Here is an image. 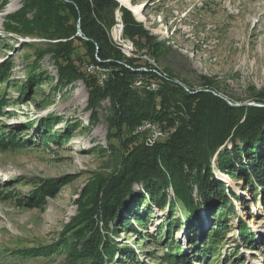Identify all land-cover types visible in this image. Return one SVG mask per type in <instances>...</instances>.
I'll list each match as a JSON object with an SVG mask.
<instances>
[{
  "label": "trees",
  "instance_id": "1",
  "mask_svg": "<svg viewBox=\"0 0 264 264\" xmlns=\"http://www.w3.org/2000/svg\"><path fill=\"white\" fill-rule=\"evenodd\" d=\"M118 10L121 22L117 20ZM9 18L12 21L6 24L8 31L38 39L25 45L38 49L45 45L40 48L37 59L47 52L52 53L58 66L57 88L78 80L84 82L89 92L92 121L98 123L104 102L110 103L106 107V120L110 130H115L110 134L121 135L120 165L116 164L106 171L107 175L98 176L88 184L77 201L80 213L65 225L62 238L50 245L22 249L24 254L49 256L63 250L73 263L147 264L132 246L116 241L117 229L123 226L125 231L134 229L142 239L158 245L164 238L160 247L165 252L149 255L154 260L160 259L162 264H195V261L215 264L223 260L221 240L228 231L226 217L235 214L234 201H241L215 171L246 180L251 190H257L264 208V89L255 97L262 106L231 105L210 78L203 77L202 87L196 89L176 78L169 69L162 70L153 64L151 67L140 59L127 57L110 33L119 23L123 24V37L133 43L136 51L149 52L156 61L165 57L169 46L157 40V36L117 0H23L22 8ZM11 64L8 58L0 62V82L8 79ZM89 64L94 72L85 66ZM143 65L148 69L139 70ZM139 77L145 82L157 83L158 89L137 87L135 81ZM30 78L35 80L33 76ZM7 102L0 91V116ZM59 121L61 117L52 113L39 119L38 129L46 131L44 135L43 132L37 135L40 139L43 137L41 145L50 140L58 145L64 142L68 134L57 137L58 131L51 134ZM145 121L168 128L171 133L148 145L144 140L146 133L135 132ZM71 128L69 125L68 130ZM6 142L29 146L32 139L22 141L16 139L14 130L2 131L0 145L7 147ZM246 156L248 164L242 161ZM43 180L29 194L20 197V205L46 206L47 196L53 195L60 183L53 182L52 178ZM134 184H141L143 192L135 195L139 198L132 206L128 202L134 197ZM13 192L1 190L0 197L8 199ZM142 201L148 208L140 211ZM152 205L159 209L167 207L170 213L167 221L159 224L157 236L133 226L138 223L146 227ZM202 206L210 221L215 222L208 233L194 222L200 221L202 215L198 209ZM125 208L131 219L122 216ZM176 210L182 212L181 216H176ZM113 224L116 227L111 228ZM238 224L241 243L246 248L256 249L255 237L247 223L240 219ZM176 229L185 230L190 248L175 239ZM235 252L238 253L239 248ZM239 256L244 257V253Z\"/></svg>",
  "mask_w": 264,
  "mask_h": 264
},
{
  "label": "rangeland",
  "instance_id": "2",
  "mask_svg": "<svg viewBox=\"0 0 264 264\" xmlns=\"http://www.w3.org/2000/svg\"><path fill=\"white\" fill-rule=\"evenodd\" d=\"M130 1L141 5L146 21L138 19L130 10L134 17L169 48L165 57L156 61L149 52L136 51L133 43L123 37V32L119 30L118 35L114 33L119 23L110 33L114 42L118 39L120 44L116 43L127 57L158 65L162 70L169 69L176 78L196 89L202 87L203 77L210 78L230 104L263 105L255 97L264 89V0ZM22 5L23 0H0V62L6 58L12 62L8 79L0 82V91L8 99V105L0 116V128L6 133L14 130L16 139H32L29 146H13L10 142H6L7 147L0 145V191H14L8 199L0 197V264H82L71 262L63 250L50 253L49 256H27L22 249L50 245L62 238L65 225L80 213L77 201L82 198L88 184L98 176L102 178L104 174L107 175L106 171L113 169L116 164L120 165L121 135L110 134L114 129L110 130L106 120L108 101L104 102V109L100 110L99 122L92 121V111L88 109L89 92L84 82L78 80L57 88L58 66L52 53L47 52L37 59L40 48L45 45L40 44L39 49L34 45H25L38 39L24 38L6 29V24L12 21L9 16L18 12ZM28 16L32 17L31 14ZM131 46L134 51L130 50ZM85 66L90 72L95 71L90 64ZM143 66L138 69H148L147 64ZM30 76L35 77V80L31 81ZM145 81L139 77L135 84L137 87L145 85L149 88L153 83ZM49 113L61 117L51 134L54 135V131H58L55 137L68 134L62 144L50 140L48 144L41 145L43 137H37L43 132L38 129L37 122ZM69 125L73 127L70 130ZM137 129L135 132L140 133ZM145 138L146 144H149ZM228 145L232 148L231 143ZM242 161L249 163L247 156ZM239 167L242 168L241 165ZM215 173L239 195L241 202L235 200V214L226 217L228 231L221 240L224 247L221 248L222 256L225 258L213 263L264 264V208L257 190H251L252 187L242 178L218 170ZM46 178L60 183L54 194L47 196L46 206L20 205V197L29 194ZM142 187L141 184H134V197L130 198L128 205L137 203L139 197L135 198V195L143 192ZM170 194H173L171 188ZM138 208L141 211L148 206L142 201ZM149 208L151 216L146 221V227L138 223H133V226L143 233L157 236L159 224L166 222L170 213L167 207L159 209L152 205ZM198 212L202 217L200 221H194L195 225L205 233L210 232L215 222L210 221L203 206ZM175 213L176 216L182 214L180 210ZM122 216L131 219L126 208ZM240 219L247 223L255 237L257 248L254 250L245 248L241 243ZM132 222L135 221L132 219ZM114 227L115 224L111 225V228ZM117 230L115 238L120 245L132 246L147 264H162L160 259L154 260L149 255H162L165 252L160 247L164 238L158 245L147 238L142 239L134 229L125 231L120 226ZM183 230L174 231L175 239L190 248ZM237 248L238 253L235 252ZM240 253H244V257H240ZM194 263L201 264L200 261Z\"/></svg>",
  "mask_w": 264,
  "mask_h": 264
},
{
  "label": "built area",
  "instance_id": "3",
  "mask_svg": "<svg viewBox=\"0 0 264 264\" xmlns=\"http://www.w3.org/2000/svg\"><path fill=\"white\" fill-rule=\"evenodd\" d=\"M117 39V38H116ZM119 40H121L119 38ZM123 41V40H122ZM118 44H120V42L116 41ZM133 46L129 47L130 50H133L134 51V48H132ZM164 77L167 76L166 73L163 74ZM158 84L153 82L151 84V86L149 87L151 90H157L158 89ZM137 132H140L141 133H146V136H147V142H149L148 145H152L156 142H158L159 140H163L165 138L168 137V135L171 133L170 130L167 129H163L162 127L158 126V124L154 123L153 122H144L142 125H140L137 129Z\"/></svg>",
  "mask_w": 264,
  "mask_h": 264
},
{
  "label": "bare ground",
  "instance_id": "4",
  "mask_svg": "<svg viewBox=\"0 0 264 264\" xmlns=\"http://www.w3.org/2000/svg\"><path fill=\"white\" fill-rule=\"evenodd\" d=\"M122 4L126 5L130 10H132L135 15L137 16L138 19L142 20V21H146L145 16L143 15L142 11H141V5L139 4H134L132 3L130 0H119ZM116 32H114L116 35H118L119 32V28L116 27Z\"/></svg>",
  "mask_w": 264,
  "mask_h": 264
},
{
  "label": "water",
  "instance_id": "5",
  "mask_svg": "<svg viewBox=\"0 0 264 264\" xmlns=\"http://www.w3.org/2000/svg\"><path fill=\"white\" fill-rule=\"evenodd\" d=\"M117 1H119V0H117ZM120 2V1H119ZM120 5H123V6H125L126 8H128L126 5H124V4H122L121 2H120ZM129 9V8H128ZM130 10V9H129ZM132 11V10H131ZM133 12V11H132ZM117 15H118V17H117V19L119 20V21H121V15H120V11L118 10L117 11ZM119 29H120V31L122 32L123 31V24L121 23L120 25H119V27H118ZM79 33H81V30H80V28H79ZM178 82V81H177ZM232 104V103H231ZM241 104H247V103H241ZM232 105H237V104H232ZM239 105V104H238ZM248 105V104H247Z\"/></svg>",
  "mask_w": 264,
  "mask_h": 264
}]
</instances>
